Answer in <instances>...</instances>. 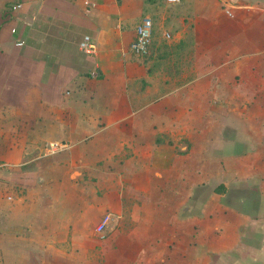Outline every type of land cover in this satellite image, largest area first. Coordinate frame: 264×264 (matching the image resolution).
<instances>
[{
	"label": "crops",
	"instance_id": "0c3cea01",
	"mask_svg": "<svg viewBox=\"0 0 264 264\" xmlns=\"http://www.w3.org/2000/svg\"><path fill=\"white\" fill-rule=\"evenodd\" d=\"M180 1L165 0L173 31L153 23L142 59L129 44L145 0H0V264H87L74 242L105 213L118 233L132 227L118 236L134 245L128 264H179L182 237V264L234 253L245 260L224 264H264V129L247 118L261 110L264 124V0ZM84 36L94 55L80 51ZM176 36L191 40L190 78L183 59L153 66ZM241 74L256 92H231ZM245 187L256 199L227 201ZM96 188L119 194L95 201ZM208 188L198 214L178 215L187 191ZM137 235L151 248L137 250Z\"/></svg>",
	"mask_w": 264,
	"mask_h": 264
},
{
	"label": "rangeland",
	"instance_id": "374dc122",
	"mask_svg": "<svg viewBox=\"0 0 264 264\" xmlns=\"http://www.w3.org/2000/svg\"><path fill=\"white\" fill-rule=\"evenodd\" d=\"M164 3H165V0H145L144 4H146V5L144 7V11H142L141 14H139V16H137V18H139L138 21L145 16L152 17L153 23H154V26H155V29H156V32L158 33V35H160V32H161L162 28H164V27L166 29L173 31V29L170 28L167 24L168 19H167V16L165 15V13H167L169 11V9H166V5ZM182 17L185 19L183 13H182ZM184 22H187V20H184ZM178 31H180V30L179 29L175 30L174 34L177 35ZM186 35H188V33H186L185 36ZM188 37H189V35H188ZM186 40H187L186 38L179 39L176 36L175 40L171 43V45H167L161 41L162 42L161 46L156 48V49H158L157 51L159 53L157 52L156 55L155 54L153 55V56H155V64L153 66H155L157 64L160 66V65L166 63L167 60H168L169 64H171V63L176 64V62L178 60L180 61L183 59V60H185L184 65L182 66L183 68H185L184 76H187V78L192 77L193 74L191 71L193 69V62H192V60H193L192 59L193 58V49H192V43H189V42H191V40L190 41H186ZM170 66L171 65H169V67ZM182 67H181L180 72H177L180 75H182V73H183ZM244 77L245 76L243 74L237 76V79H242V81L241 82L238 81L237 82L238 85L236 87H234L233 90H231V92H234V91L240 92L241 90L243 92H245V91L256 92L255 85H254V82H256V76L249 77V79L247 81L244 80ZM245 82H248V90H244L246 88ZM237 111L239 112V110H237V109L231 110L232 116H236ZM260 115H261V110H257V109H249L248 110V116L249 117H247V118H249L248 129L250 132L252 130H254L256 132L259 129H260V131L262 129H264V124L262 123V121H260L261 124H256V122H255V121H257L256 118H258ZM237 116H238V114H237ZM232 128L236 129V125H233ZM229 132L230 133H228V134H230V137L233 136L234 133L232 132V130ZM247 142L249 143V146L255 145L257 143L256 141H254L252 139V136L251 137L249 136V139H247ZM237 146H239L238 149H241V147H242V146L240 147V145H237ZM233 151H236V149L233 148ZM106 191H108V192L106 193L105 189H102V188L88 189V192L90 193L89 196L91 198H94L95 201L102 199L105 194L111 195V194H109L111 192L114 193L115 195L119 194V193L116 194L115 191H111V192H110V190H106ZM213 191H215L213 188H208L206 190L199 189V190H195V191H192V190L187 191L188 194H190V196H192L190 199H193V201L192 200L190 201V204L186 207V209H184V211L182 213H180L181 211L179 210L178 215L182 216V217H186V216H191L194 213L198 214L200 212L199 208L201 207V210L203 209L202 203H204L210 199ZM233 191L234 192H232V193H234V194H232V193H231L232 195L229 194V196L231 195V197H228L229 199L227 200L230 203H231V201L234 202V200H237L238 196H240L241 191L244 192L246 194V196L251 197L252 199H256V194L254 192L255 191L254 188L245 187L244 190L237 189L235 192V189H234ZM114 194H112V195H114ZM199 197L201 198V200H203L202 202H200L198 200ZM198 202H200V203H198ZM174 207H176V205L173 206L172 208H174ZM108 214H110V213L102 214L101 217L96 222H90L89 230H87L88 231L87 235L84 238H80L78 240V243L76 241L74 242L75 248H82L83 251H85V250L88 251V258H87L88 263L87 264H118V262H120V261H121V263L128 264L129 263L128 261H130V257L132 258V260H134L133 257L135 256V253H133L134 251L131 252L132 250L129 249V248H133L134 245H130L131 241L128 238H119L118 237V236H120L119 233H121V231L127 232V234H129L130 230H132V227L129 228V225H126V227L124 229L120 230V232L118 233V231H116V230L120 229L122 227V225L118 227L117 221L114 219V216L112 214H110V216H111L110 222L101 234V235H103V239L101 238V236L99 234H97L95 232V229L98 226L101 219ZM170 223H172V221H170ZM141 229H144V228H141ZM140 231H142V230H140ZM134 234H136V233H132V235H134ZM137 237L139 238V241H137V247H136L137 250H139V248H151L150 246H152V244H153L152 240H150V239L146 240L143 236L140 237V235H137ZM137 237H136V239H137ZM65 239H66L65 245L67 248V246L69 247L72 242L70 241L69 237H66ZM180 240H181L182 244L186 245L190 239H189V237H187V238L182 237V239H180ZM198 240H199V238H198ZM201 240L204 243L203 245H206L208 243V241H206L205 238H201ZM150 243H151V245H150ZM158 243L160 244V242H158ZM177 243H178V241H177ZM182 244H176L175 245L176 247H174V248H183L181 255H184V258H186L185 253H186L187 249H185L183 247L184 245H182ZM155 246H156V248H160V245H155ZM169 248H173V247H169ZM103 249L105 250L104 252H102ZM142 254L143 253H140L138 255V257H141ZM181 255L178 254V251H177V252H173V254L171 256L175 260H177L179 264H182L184 262H182L183 256H181ZM209 255L210 254H208V256H205V254L201 255V259H202L201 264L209 263V260H208V259H210L209 257H211L212 259H216V258H214L215 256H212V255L209 256ZM188 256H189V254H187V257ZM218 260L220 262L218 264H224L226 260H228V262L235 263L236 261L242 262V260H245V259L242 256V254L239 255L238 253H234V254H230L229 257L227 255H222L219 257ZM138 264H144V263H138Z\"/></svg>",
	"mask_w": 264,
	"mask_h": 264
},
{
	"label": "built area",
	"instance_id": "2783aa9c",
	"mask_svg": "<svg viewBox=\"0 0 264 264\" xmlns=\"http://www.w3.org/2000/svg\"><path fill=\"white\" fill-rule=\"evenodd\" d=\"M167 4L178 5L180 0H166ZM12 12H15L20 8V5H13L10 7ZM153 21L150 17L145 16L141 18L134 26V37L129 44L130 52L137 56L142 57L149 54L150 46L153 41ZM166 39L169 38L168 34L164 35ZM17 46H22V43H18ZM79 49L86 55H94L96 52V45L89 36H84L79 43ZM60 149V144L53 142L49 145L48 151L50 154L57 152ZM110 214L104 216L95 229V232L103 239L102 232L110 222Z\"/></svg>",
	"mask_w": 264,
	"mask_h": 264
},
{
	"label": "trees",
	"instance_id": "16d2710c",
	"mask_svg": "<svg viewBox=\"0 0 264 264\" xmlns=\"http://www.w3.org/2000/svg\"><path fill=\"white\" fill-rule=\"evenodd\" d=\"M151 48H152V44H151V46H150V50H151ZM150 50H149V52H150ZM142 59H146L147 58V55L146 56H142L141 57ZM219 191V190H218Z\"/></svg>",
	"mask_w": 264,
	"mask_h": 264
}]
</instances>
